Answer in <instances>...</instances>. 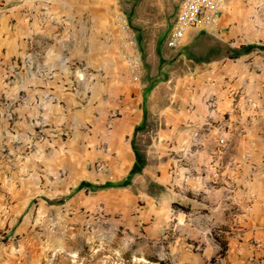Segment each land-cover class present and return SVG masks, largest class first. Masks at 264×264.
Returning <instances> with one entry per match:
<instances>
[{"label": "rangeland", "instance_id": "obj_1", "mask_svg": "<svg viewBox=\"0 0 264 264\" xmlns=\"http://www.w3.org/2000/svg\"><path fill=\"white\" fill-rule=\"evenodd\" d=\"M134 1L125 7L132 17ZM248 6L255 10L249 39L258 42L256 49L226 60L208 77L181 56L183 46L170 49L157 71L141 59L136 83L110 29L89 33L90 57L67 62L66 89L56 81L55 96L35 95L34 109L26 84L39 78L51 88L55 81L45 54L27 58L25 68L15 59L13 70L0 72V264H196V258L262 264L259 242L245 240L244 215L264 186V0ZM41 11L47 22V9ZM168 24L154 22L158 29ZM47 43L45 51L54 45ZM41 71L54 78L40 77ZM106 73V90L94 96L108 106L106 131L94 149L83 137L92 134L99 114L87 105L97 77ZM150 84L155 88L147 93ZM129 113L142 123L134 132L128 125L126 138L117 141L114 121L128 120ZM131 137L142 174L124 188L99 189L123 181ZM70 150L82 157L72 158ZM82 179L91 185L79 191ZM249 251L256 262L243 261Z\"/></svg>", "mask_w": 264, "mask_h": 264}, {"label": "crops", "instance_id": "obj_2", "mask_svg": "<svg viewBox=\"0 0 264 264\" xmlns=\"http://www.w3.org/2000/svg\"><path fill=\"white\" fill-rule=\"evenodd\" d=\"M42 1H45L47 4H43ZM171 1L135 0L134 15L132 17V11L128 15L126 14L128 12H126L127 0H41L39 6H36L35 3L37 1L35 2V0H0V72H7L10 68L13 70V67L17 65L15 59L19 60L22 58L20 62L23 63V68H25L27 58L35 60L36 56H40L38 52L45 54L46 65L55 70V81L50 84L51 88H48V84L44 80L35 77V79L32 78L30 80L33 81L32 83L26 84L25 89L28 95V102L30 107L34 109L35 106L32 104L35 103L34 105H37L36 99H33L35 95L43 97L47 94H53L55 96L56 89L55 91L52 90L55 87L54 83L56 81L58 83L59 81L61 85L57 86L64 87V84L69 81L67 74L62 75L64 73L63 69L69 67L67 62L77 55V57L80 56L79 58L90 57L89 55L92 52L89 49H85L86 45L89 44V39H92L89 33L92 32L91 34H93L94 29H106L107 31L110 29L116 39L120 38L121 33L116 23L118 13L125 14L137 29V42L141 49L142 59L147 64L150 63L152 65V70L155 69L157 71L161 61L168 59L171 54L167 41L184 0ZM251 2L252 0H225L218 23L214 26L201 28L200 30L193 29L189 31L185 38L184 46L191 44L203 33L209 36L213 43L221 44L223 51L225 49L228 50L231 56H250L258 44L255 40L250 41L249 39L254 35L250 15L255 10L254 7L248 6ZM42 8L47 9L44 12L47 15H45V18L48 19L47 22H42L41 20ZM61 17L67 18L68 21L60 23L62 19L54 20V18ZM156 20L169 21L170 24L164 29H158L154 25ZM47 39L52 40L54 45L45 51V49L41 48V45L44 43L48 44ZM181 56L184 57L183 55ZM155 57L158 58V61L153 64L152 60ZM230 59L229 57H221L203 67H196L195 65L193 68L206 70L204 71L205 73H202L204 75L201 77H208L207 73L214 71L218 65ZM65 77L66 81H60L61 78L64 79ZM107 77V73L103 77L101 75L97 77L99 81L93 86V98L89 100L87 105L99 114V117L93 121L92 134H89L88 138L86 135L83 137L84 140L88 139V145L94 149L103 141L107 124L106 113L108 111V106L103 99L99 98V101L94 99L98 91L106 90L108 86ZM65 98H70L69 92H66ZM65 98L62 96V101ZM133 114L129 113L128 120H124L123 122H117L116 124L114 121L113 128L118 126L116 133V136H118L117 141H121L124 131L129 130L128 125H133L134 132L136 127L142 123V117L140 118ZM131 140L132 137L129 139V144H126L124 147L128 163L123 168L124 178L121 180H124L130 174L136 164L135 153L131 151ZM85 146L86 144H83L82 147L80 146V149L83 151ZM99 153L105 156L102 152ZM99 153L96 156L99 155L100 157ZM70 156L72 158L82 157L80 154H77L76 150H70ZM82 165L84 166V164ZM69 167L72 170L75 168L72 161ZM84 181L82 179L78 186ZM244 226L247 228L244 231L245 240L249 241L251 238H254L259 242V254L263 257L262 264H264V186L260 194L253 199L252 204L248 207L244 215ZM247 246L248 250L252 249V251H256V247L251 246L248 242ZM250 255L251 257L248 259V253H246L245 257L247 259H243L244 257H242L243 261L250 260V262H256L254 259L255 253L249 251ZM195 261L196 264H205L206 260L200 263L199 259L196 258Z\"/></svg>", "mask_w": 264, "mask_h": 264}, {"label": "built area", "instance_id": "obj_3", "mask_svg": "<svg viewBox=\"0 0 264 264\" xmlns=\"http://www.w3.org/2000/svg\"><path fill=\"white\" fill-rule=\"evenodd\" d=\"M224 1L184 0L168 38V48L172 50L181 49L184 46V41L189 31L216 25L223 10ZM65 21V19H62L60 23ZM116 23L121 33L120 49L122 50V58L128 64L132 80L136 83L140 82L142 69L137 34L125 14L118 13ZM39 76L44 79L54 78V74L51 71H41ZM210 106L214 107L215 104H210ZM218 145L222 147L226 146L227 138L221 136L218 139Z\"/></svg>", "mask_w": 264, "mask_h": 264}, {"label": "trees", "instance_id": "obj_4", "mask_svg": "<svg viewBox=\"0 0 264 264\" xmlns=\"http://www.w3.org/2000/svg\"><path fill=\"white\" fill-rule=\"evenodd\" d=\"M139 44V43H138ZM140 47V46H139ZM140 49V48H139ZM141 53V49H140ZM187 61H189L192 66H199L203 67L205 65H208L217 59L221 57H229V58H238L239 56L229 55L228 50L223 51V47L219 43H213L211 38L209 36H206L202 33V35L199 36L198 39L194 40L191 44L185 46V50H183L182 54ZM140 57L142 59V54H140ZM162 63V61H161ZM161 66V65H160ZM155 86L148 87L147 93L151 92ZM146 93V94H147ZM135 157H136V164L130 174L123 180L121 183H107L104 185L98 186L99 189H110V188H124L131 183V179L136 176L142 174V170L144 167V163H141L139 160H141L139 153L137 149L134 147ZM87 185H91L88 182H82L78 186V190H83L87 187ZM159 264H163L162 262H159Z\"/></svg>", "mask_w": 264, "mask_h": 264}]
</instances>
